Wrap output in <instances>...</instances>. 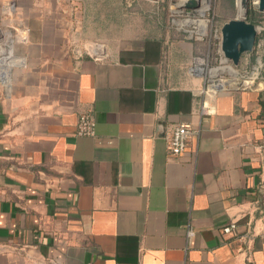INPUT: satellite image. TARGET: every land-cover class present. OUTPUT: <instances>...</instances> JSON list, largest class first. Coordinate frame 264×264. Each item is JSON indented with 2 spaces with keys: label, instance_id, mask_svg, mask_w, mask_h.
<instances>
[{
  "label": "crops",
  "instance_id": "1",
  "mask_svg": "<svg viewBox=\"0 0 264 264\" xmlns=\"http://www.w3.org/2000/svg\"><path fill=\"white\" fill-rule=\"evenodd\" d=\"M108 1L0 0V31L27 35L0 84V264H264V92L200 115L194 44L160 28L84 52ZM178 123L199 134L173 157Z\"/></svg>",
  "mask_w": 264,
  "mask_h": 264
},
{
  "label": "rangeland",
  "instance_id": "2",
  "mask_svg": "<svg viewBox=\"0 0 264 264\" xmlns=\"http://www.w3.org/2000/svg\"><path fill=\"white\" fill-rule=\"evenodd\" d=\"M200 1L195 8L184 7L187 0H118L117 3L108 1L103 4L105 18L95 20L96 26L86 34L85 37L89 40L81 42V48L84 52L93 54L98 45L104 44V39L114 40L113 43L118 45L132 37L151 36L152 29L160 28L169 32L177 41L192 42L193 52L200 51L214 59L217 57L214 48L216 36L226 22L237 18L254 24L264 22V12L255 4L257 0H248L247 13L243 16L240 12V0H203V7L202 0ZM112 8L114 15L115 10H118V18L110 17ZM197 21H204L201 29L195 25ZM101 29L104 34H99ZM113 29L114 34L111 33Z\"/></svg>",
  "mask_w": 264,
  "mask_h": 264
},
{
  "label": "built area",
  "instance_id": "3",
  "mask_svg": "<svg viewBox=\"0 0 264 264\" xmlns=\"http://www.w3.org/2000/svg\"><path fill=\"white\" fill-rule=\"evenodd\" d=\"M203 2L202 0V7ZM255 4L258 5V0L255 1ZM5 9L13 12L15 10L14 3H7ZM200 10L201 8L198 10L199 13ZM196 24L198 29H201L204 26V21H197ZM256 25L258 37L254 51L245 54L239 66H234L224 56L221 30L216 36L217 41L214 44L217 51L216 58L211 59L209 55L195 54L188 61L186 65L187 74L202 81V86L198 91V95L201 97L200 115L211 114L213 100L217 99L223 92L235 90L264 92V22ZM17 40L26 42L27 35L18 29H14L8 36L0 31V83L4 86H10L14 68L21 65V61L14 55L13 51L14 42ZM96 127L97 122L93 113H82L77 122V135L93 137L96 135ZM198 134L199 130L192 124L178 123L173 125L166 138L169 154L173 157L183 156L187 152L190 140ZM236 230V224L232 223L223 228V233L232 234ZM188 236L189 238L193 237L194 232L190 230Z\"/></svg>",
  "mask_w": 264,
  "mask_h": 264
},
{
  "label": "water",
  "instance_id": "4",
  "mask_svg": "<svg viewBox=\"0 0 264 264\" xmlns=\"http://www.w3.org/2000/svg\"><path fill=\"white\" fill-rule=\"evenodd\" d=\"M199 2L200 0H189L184 3V7L195 8ZM243 5L246 8V14L248 0H244ZM258 7L261 12H264V0H258ZM221 36L224 56L234 66H239L243 56L254 51L258 37L257 25L243 18L232 19L222 26Z\"/></svg>",
  "mask_w": 264,
  "mask_h": 264
},
{
  "label": "bare ground",
  "instance_id": "5",
  "mask_svg": "<svg viewBox=\"0 0 264 264\" xmlns=\"http://www.w3.org/2000/svg\"><path fill=\"white\" fill-rule=\"evenodd\" d=\"M243 1L244 0H240V5H241V10H240V12H241V15L243 16L244 14H245V12H246V8H245V6L243 5ZM205 7H206V5H205ZM208 7V6H207ZM96 50V49H95Z\"/></svg>",
  "mask_w": 264,
  "mask_h": 264
},
{
  "label": "trees",
  "instance_id": "6",
  "mask_svg": "<svg viewBox=\"0 0 264 264\" xmlns=\"http://www.w3.org/2000/svg\"><path fill=\"white\" fill-rule=\"evenodd\" d=\"M195 44L198 45V43H195ZM195 54L204 55V54L200 53V51L199 52L198 51H195Z\"/></svg>",
  "mask_w": 264,
  "mask_h": 264
}]
</instances>
